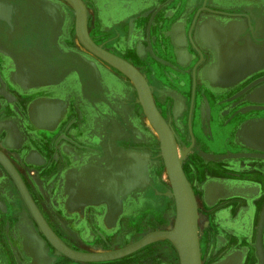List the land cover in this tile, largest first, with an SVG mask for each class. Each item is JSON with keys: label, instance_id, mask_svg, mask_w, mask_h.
I'll return each instance as SVG.
<instances>
[{"label": "crops", "instance_id": "1", "mask_svg": "<svg viewBox=\"0 0 264 264\" xmlns=\"http://www.w3.org/2000/svg\"><path fill=\"white\" fill-rule=\"evenodd\" d=\"M93 1L92 40L112 52L129 50L143 76L151 74L155 104L167 106L197 202L199 244L208 232V264H226L234 255L239 264H261L256 247L259 239L264 254V0ZM14 2L0 0V11L10 4L12 16ZM16 30L30 32L14 47L23 48V55L0 44V85L9 88H0V150L37 206L52 208L66 237L92 253L112 250L91 232L107 237L119 218L92 223L79 209L107 200L113 205L115 190L122 205H137L162 178L160 162L151 171L135 91L104 62L76 51L66 56L72 52L57 38L60 28L53 29V44L38 46L35 29L14 25ZM41 45L54 55L52 64L37 58ZM82 186L90 191L87 197L76 192ZM94 197L102 202H90ZM168 201L155 211L154 222L164 221L159 231L170 229L169 216L175 222L174 202ZM0 206V231L20 249H0V262L13 264L14 257L25 264H63L1 165ZM137 214L147 222L146 209Z\"/></svg>", "mask_w": 264, "mask_h": 264}, {"label": "water", "instance_id": "2", "mask_svg": "<svg viewBox=\"0 0 264 264\" xmlns=\"http://www.w3.org/2000/svg\"><path fill=\"white\" fill-rule=\"evenodd\" d=\"M76 10V29L80 42L93 54L112 67L122 71L131 78L137 88L144 105L145 112L156 128L161 138L164 160L172 182L176 201V217L172 229L165 231H154L146 234L140 240L111 252L105 253H83L68 247L48 226L38 208L35 206L30 194L16 168L12 165L6 155L0 150V165L10 175L33 217L40 226L43 233L64 255L85 263H100L119 260L127 257L142 248L157 242L168 241L179 254L180 264H202L201 250L198 238V207L192 187L183 169L185 152L178 154L176 138L171 127L158 110L151 89L139 70L126 60L104 50L94 43L88 31V13L82 0H66ZM8 5L7 3H3ZM11 6L10 4L8 5ZM13 6V5H12ZM7 23L10 19L2 18ZM11 24V23H10ZM256 249L260 252V240H257ZM262 260V258H261ZM263 263V260L261 261Z\"/></svg>", "mask_w": 264, "mask_h": 264}, {"label": "flooded vegetation", "instance_id": "3", "mask_svg": "<svg viewBox=\"0 0 264 264\" xmlns=\"http://www.w3.org/2000/svg\"><path fill=\"white\" fill-rule=\"evenodd\" d=\"M25 1L26 0H24V2H21L20 0H16V3L14 2L15 6H14V12H13L12 16H11V11H12L11 7H9V8H5L4 7L0 11V17H4V18L9 19L10 16H11V19H10L11 25H9L6 21H1L0 20V44H2L4 46L3 49L5 48L9 53H13L15 56H16V54H19V55H23L24 54V53L18 51L17 48L16 49L14 48L16 46V44L19 42V41H17V39L18 38H20V39L25 38V36L27 34H29L30 31L29 32H27V31H23L22 32L21 30H16L15 32H12V28H14V25H17L18 28H24L25 29L28 26V27H31L32 30L35 29L34 35H36V38H37L36 40H34L35 41V46H38L39 44L46 43L48 41L47 36H51V35L54 36L55 35L54 34L55 32L53 31L52 23L50 21H48L46 16L43 17L42 14H38V15L36 14V16H35V13L33 12L34 8H31L28 5V3L25 2ZM82 1L84 2L85 6H86V9L88 11L87 13H89V18H90L89 19V22H90L89 26H91V22H93L95 20V16H96L95 13H94L96 11V4H95V2L93 0H92V2L90 0H82ZM40 16H41V19L39 18ZM35 17H37V19H35ZM243 17L246 18V15H244ZM42 18H43V21H42ZM246 21L249 22V18H247ZM38 24H41V25H38ZM40 29L43 30V31H40ZM14 34H16L17 37L16 36L14 37ZM60 42L65 44L66 47L69 46V44H67V41H66L65 38L61 39ZM50 43H51V40H50ZM235 46H237V48H238L239 45H235ZM121 48H123V47L110 48V49L114 50V52L106 50L105 48H103V49L108 51V52H110V53H112V54H114V55H116V56H118V57H120V58H122V59H124V60H126L127 62L132 64L134 67H138L139 66L138 63H136L135 61L134 62L132 61L131 55H130V51L127 50V49H124V48H123L124 51L123 50L119 51ZM36 49H38L36 51L37 58H40L45 63H47L49 61V63L52 64V61L54 60V58H53L54 55L52 54L51 51H48V49H46L43 46L40 47V48H35V50ZM72 55H74V54H72V53L66 54V56H68V57H72ZM87 56H89V55H87ZM91 58H93V57H91ZM95 60H97V59H95ZM60 62H62V60H60ZM146 77L147 78H145V76H144L146 81L148 80L147 83H148V85H149V87L151 89V86H152L151 74H147ZM127 82H129L128 79H127ZM129 84H130V82H129ZM130 87H131V85H130ZM0 88H3V89L5 88L6 89L8 87H6V83L3 82V84L0 85ZM151 92H152V89H151ZM135 95H136V92H135ZM152 95H153V98H154L155 97V93L152 92ZM136 99H137V95H136ZM137 101H138V99H137ZM156 106H157L158 110L160 111L161 115L166 120V122L168 124L170 122L169 126L171 127V129H175L172 126V124H171L172 120L168 116L167 106H161L157 102H156ZM181 145H183L182 142H181ZM152 165H153V168H152L151 171L154 172V163H152ZM156 165L158 166V164H156ZM184 172H186V175H187V172L189 173V168L187 166H184ZM157 185L160 187L159 182L156 179L154 184H152V188H149V190H147L145 193H143L144 194V196H143L144 200H140L139 204L135 205V202H133L134 201L133 200L130 203L126 202L127 205H122V209H121V212H120L121 217H120L119 222H118V226H119L120 229L122 228L124 230L125 227L130 225V221L131 220H133V219L135 220V216L138 213V209L139 210L146 209L147 216H148L147 217V222L143 221L144 216L141 217V220H140L139 215L137 216V221L139 223L140 228L142 230L151 229V231L162 230L161 229V225L163 224L164 221L163 222L160 221V223L159 222L156 223V222H154L155 221L154 216H155V213L158 212V209H160L161 205L163 206V209H164V208L168 207V204H170V202L168 200H166L164 202L157 201L159 203V206H155V199L157 198L156 195L158 193ZM151 190H155L154 191L155 194H153V196L155 195L154 197H156V198H154L150 194ZM76 192L81 194V196L84 195V197H87V195L89 194L90 191H89V189H86V188L83 187L82 189H77ZM92 193H93L94 196L98 194V192H96V191H93ZM30 197L33 200L31 194H30ZM96 201H97V203H101L102 199H98V198L94 197V198H92V200L90 202H96ZM33 202H34L35 206L38 208L40 214L43 216V218L46 221V223L48 224V226L50 227V229L68 247H70L71 249H73L75 251H78V252L92 253V252L88 251L89 250L88 248L79 249V248H77V247H75L73 245H69L65 241V238H63V237L61 238V236H60L61 234L51 224V222L48 219V217L45 214V212H43L41 210V208L39 206H37V204L35 203L34 200H33ZM87 202H89V201H87ZM114 205L115 204H113V205L110 204V202L107 200L106 202L103 201V205L100 204V206H98V207H91V208H89V210H88L87 207H82L81 209H79L80 212L82 210L81 214L79 213V216L84 218V219H89L92 223L93 222L94 223L98 222V221L103 220V219L111 220L110 214L112 212V208L114 207ZM131 207L133 208V210H131ZM47 209H50L52 215L54 214L52 208L49 207ZM173 209H174V212L176 214L175 203H173ZM1 212H2V207L0 206V216L2 215ZM54 216H55V214H54ZM164 218L165 217L163 215L162 219H164ZM156 221H158V220H156ZM149 231H147L146 233H148ZM91 233H92L91 234L92 236L93 235L95 236V239L93 237L90 238V239H94L95 242H97V241L99 243L101 242L103 245H106V248H111L112 250H114L112 247L113 246L115 247L116 243H114V241H112L113 239L111 240V238L108 237V236L107 237H102V234L97 229H96V231H94L92 229ZM207 233L208 232H206V233L204 232L202 238L200 239V245H201L200 247H201V251H202V258H203L204 262L206 261V263H208V260H207L208 256H206V251H208V249H209V239L207 238ZM10 236H11V234H9L8 239L5 236L6 240L9 242V244H7L5 239H4V232L0 231V249H2V248L7 249L6 248L7 246H11V248L14 251L20 250V249H18V244L14 243L10 239ZM165 242L170 244V247L168 249L164 248V244H157V243L149 245V246H146L143 249H141V254L138 257V264H165L166 262H168V260H172L171 264H178V262L180 264L178 253L175 250V248L173 247V245L170 242H168V241H165ZM51 249L54 250L53 248H51ZM204 256H206V258ZM0 259H1V257H0ZM8 261H10V260L8 259ZM18 262H17L16 258L12 257V263L13 264H25L26 260H24V259L22 260L21 259ZM57 262H61L63 264H70L69 260L61 259V258ZM4 263H5L4 260H2L0 262V264H4ZM81 263H85V262H81ZM86 264H91V263H86Z\"/></svg>", "mask_w": 264, "mask_h": 264}, {"label": "rangeland", "instance_id": "4", "mask_svg": "<svg viewBox=\"0 0 264 264\" xmlns=\"http://www.w3.org/2000/svg\"><path fill=\"white\" fill-rule=\"evenodd\" d=\"M20 1L24 2V0H20ZM25 2H27L28 5L31 8H34L33 12L35 13V16H36V14L37 15L38 14H42L43 17L46 16L48 21H50L52 23L53 29H56V28L57 29L58 28L61 29V32H60V34H59V36L57 38H60V39L65 38L66 39L67 44H69V46L66 47L68 52H72V54H75L76 52H79L80 54H84L86 56L89 55V56L93 57L92 55H90L86 51H84L83 47L79 44V42L77 40V37L75 35V16H74V12L66 3H63L61 0H26ZM39 18L41 19V16ZM35 19H37V17H35ZM42 21H43V18H42ZM38 25H41V24H38ZM47 39H48V41L46 43L49 44L50 40H51V43L53 44V42L55 40V36H53V35L47 36ZM57 44H58V41H57ZM19 49H20V52L23 50V48H21V47ZM121 50H123V48H121L119 51H121ZM22 53H23V51H22ZM76 54H78V53H76ZM93 58H95V57H93ZM95 59H97V58H95ZM130 85H131L132 89L135 91V89H134V87H133L131 82H130ZM136 95H137V93H136ZM137 99H138V97H137ZM139 107H140L141 113L144 116L145 121H146L147 118H146V116H145V114H144V112L142 110L141 105ZM145 125H146V133L145 134L147 136L148 152H149L148 160L150 162H153L154 166H157L156 164L159 165L160 163H161V166H162L161 167L162 168V171H161L162 178L160 179V178L157 177L158 178L157 180H158L159 185H160V187L157 185V188H158V194L156 195L157 198L154 197L155 195L153 196V194H155L154 193L155 190H151L150 191V194L154 198H156L155 199V206H159V203L157 201L164 202L166 200L172 199L170 197V195H169L170 192H171V187H170L169 182L165 178V165H164L163 160L161 158V150H160V146H159V142H158L157 136H155L151 132V129L147 125V121L145 122ZM168 125H170V122H169ZM160 158H161V160H159ZM155 162H156V164H155ZM120 194H121V192H119L118 190H115L114 195H113L114 196L113 197L114 198L113 204H115V205L112 208V212L110 214V217H111L112 220H114V222L117 221L118 218L120 219V217H121L120 212H121V209H122V199L123 198H122V196ZM173 202H174V200H173ZM43 209H44L45 214L47 215L48 219L50 220L51 224L55 227V229L61 235H64L66 240H69L70 243L73 246H75V247H77L79 249L89 248L86 245H82V241H79L74 236H67L66 237V235H65L66 232L65 231H67V230H65L62 227V225L58 222L57 217L52 215L47 208H43ZM131 210H133L132 207H131ZM158 210H161V208L158 209ZM137 216H138V214H136L135 220L134 219L131 220L130 221V225L125 227L124 230L122 228L120 229L119 226H116V228L111 229L112 231H111V233L109 234L108 237H110L111 240L113 239L112 241H114V243H116L115 247L114 246L112 247L113 249L116 250V249H120V248L126 247V246H128V245H130V244H132V243H134V242H136L138 240H140L146 234L150 233L151 229L142 230L140 228L139 223L137 221ZM118 222H119V220H118ZM167 222H168L167 227H170V225H171L170 229H172L174 224H170V223H172L171 216H169V220H167ZM35 225H36V223H35ZM164 228H166V226H163V229ZM147 231H149V232L146 233ZM162 242H163V244L166 243L165 241H157V242H154L152 244H156V243L157 244H162ZM152 244H150V245H152ZM200 250H201V248H200ZM56 254H57L56 256H57L58 259H60V258L61 259H67V260H69L70 264H86V263L73 261V260H71V259H69V258H67V257H65V256H63L61 254H58L57 252H56ZM140 254H141V250H139V251L127 256V257L121 258L119 260H114V261H109V262H100V263H91V264H138V257H139ZM206 256H208V251H206ZM206 256H204V257L206 258ZM171 262H172V260H168V262H166L165 264H171ZM202 262H203V264H208V263H206V261L204 262V260H202ZM239 262H240V257H237L236 255H234L230 260H228L226 262V264H239ZM178 264H179V262H178Z\"/></svg>", "mask_w": 264, "mask_h": 264}, {"label": "bare ground", "instance_id": "5", "mask_svg": "<svg viewBox=\"0 0 264 264\" xmlns=\"http://www.w3.org/2000/svg\"><path fill=\"white\" fill-rule=\"evenodd\" d=\"M62 1H63L64 3H66V4H67V5L73 10V12H74V16H75V35H76V37H77V40H78L79 44L83 47L84 51H86L88 54H90V55H92L93 57L97 58V59L100 60L101 62H104V61L101 60L99 57H97L95 54H93L92 52H90V51H89V50H88V49H87V48H86V47L80 42V39H79L78 34H77V29H76V20H77V13H76V10H75V8H74L69 2H67L66 0H62ZM104 63L107 64L108 66H110L111 68H113L114 70L119 71V72H120L125 78H127V79L132 83V85H133V87H134V89H135V91H136V93H137L138 102H139V104L141 105L142 110H143V112H144V114H145V116H146V118H147V119H146V121H147V125H148L149 128L151 129V132H152L155 136H157V139H158V142H159V146H160V150H161V158H162L163 163H164V165H165V178L167 179V181L169 182L170 187H171V192H170L169 195H170V197L174 200V203H175V206H176L174 189H173L172 182H171V180H170V176H169V174H168V170H167L166 163H165L164 156H163L162 145H161V138H160V135L158 134L156 128L153 126L151 120H150L149 117L147 116V113L145 112L144 105H143L142 100H141V98H140V95H139V92H138V88H137L135 82H134L131 78H129L125 73H123L122 71H120V70H118V69L112 67L111 65H109V64L106 63V62H104ZM175 141H176V140H175ZM176 144H177V147H178L179 158L181 159V151H180V148H179V146H178L177 141H176ZM9 176H10V175H9ZM10 178H11V177H10ZM11 179H12V178H11ZM12 181H13V180H12ZM13 182H14V181H13ZM14 184H15V183H14ZM15 185H16V184H15ZM17 189H18V188H17ZM18 191H19V189H18ZM19 193H20V191H19ZM20 196H21V198H22V200H23V202H24V204H25V206H26V208H27V210H28L30 216L33 218V220H34V222L36 223L38 229L40 230V232L42 233V235L44 236V238L47 240V242H48V243H49V244L55 249V251H56L58 254H61V255L65 256V257H67V258H69V259H71V260H73V261H76V260H74V259H72V258H70V257H68V256H66V255H64V254H63L62 252H60L56 247L53 246V244H52V243L50 242V240L46 237V235L43 233V231L41 230L40 226H39L38 223L36 222L35 218L33 217L32 213H31V211H30V209L28 208L26 202L24 201V199H23L21 193H20ZM173 247H174V246H173ZM116 250H118V249H116ZM175 250H176V248H175ZM111 251H114V250L105 251V252H111ZM176 251H177V250H176ZM105 252H101V253H105ZM177 253H178V252H177ZM178 256H179V254H178ZM261 258H262L263 263H264V254H263L262 252H261ZM179 260H180V259H179ZM201 260H202V259H201ZM77 262H78V261H77ZM202 264H203V262H202Z\"/></svg>", "mask_w": 264, "mask_h": 264}]
</instances>
